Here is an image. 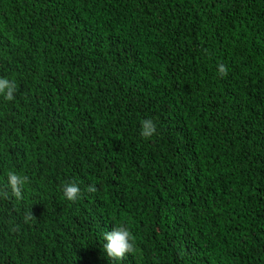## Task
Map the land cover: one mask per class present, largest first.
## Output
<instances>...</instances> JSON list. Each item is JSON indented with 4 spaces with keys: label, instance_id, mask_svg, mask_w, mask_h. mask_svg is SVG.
<instances>
[{
    "label": "trees",
    "instance_id": "16d2710c",
    "mask_svg": "<svg viewBox=\"0 0 264 264\" xmlns=\"http://www.w3.org/2000/svg\"><path fill=\"white\" fill-rule=\"evenodd\" d=\"M0 77V264H264V0H0Z\"/></svg>",
    "mask_w": 264,
    "mask_h": 264
},
{
    "label": "clouds",
    "instance_id": "9594fccd",
    "mask_svg": "<svg viewBox=\"0 0 264 264\" xmlns=\"http://www.w3.org/2000/svg\"><path fill=\"white\" fill-rule=\"evenodd\" d=\"M218 71L221 76L227 75L225 65H218ZM18 86L15 80L7 77H0V96L5 101L12 102L16 98ZM156 133V124L152 119L141 121V136L150 138ZM30 183L28 175L18 172L15 168L10 169L6 173L7 188L0 190V197L3 199L15 198V200H23L25 186ZM63 196L67 201L76 202L82 195L81 188L76 182H66L62 186ZM88 193H95L97 188L94 184L88 185L86 188ZM34 220V215L31 210H27L23 216V223L29 224ZM10 231L17 232L21 225L10 221ZM104 240L107 241L103 245V251L107 257L113 261H121L127 254L133 253L136 250L135 237L132 232L124 225L115 226L113 231L104 233Z\"/></svg>",
    "mask_w": 264,
    "mask_h": 264
}]
</instances>
